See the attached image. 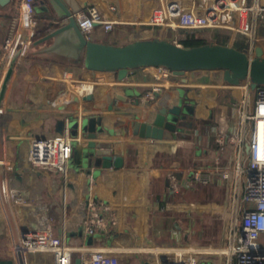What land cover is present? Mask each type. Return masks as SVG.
I'll list each match as a JSON object with an SVG mask.
<instances>
[{
  "label": "crops",
  "instance_id": "obj_1",
  "mask_svg": "<svg viewBox=\"0 0 264 264\" xmlns=\"http://www.w3.org/2000/svg\"><path fill=\"white\" fill-rule=\"evenodd\" d=\"M97 1L117 4L121 30L115 34L108 26L97 27L91 40L125 45L157 34L149 25L154 2ZM84 2L75 0V6L83 10ZM12 12V2L0 6V49ZM51 13L48 0H35L38 31L14 69L4 101L7 194L13 188L27 189L33 200L47 203L54 234L70 246L105 248L125 264H162L176 252L191 255L196 264H219V251L203 250L222 248L234 220L229 202L237 182L232 156L238 144L228 146L220 138L235 136L241 127L242 86L193 84L195 78L203 82L200 71L173 72L170 79H159L154 67L93 72L79 64L83 51L76 16L55 25ZM58 29L63 31L52 37ZM66 71L80 80L98 78L93 93L66 98ZM157 85L161 90L146 98ZM58 134L72 139L68 172L34 167L31 140ZM197 172L208 175L209 182L200 181ZM94 174L104 179L111 198L106 216L113 222L90 235V208L79 199L87 194ZM111 175L120 181L110 180ZM17 233L0 193V259L15 255L10 246ZM80 256L74 252L72 264ZM24 264L55 260L51 252H29Z\"/></svg>",
  "mask_w": 264,
  "mask_h": 264
},
{
  "label": "built area",
  "instance_id": "obj_2",
  "mask_svg": "<svg viewBox=\"0 0 264 264\" xmlns=\"http://www.w3.org/2000/svg\"><path fill=\"white\" fill-rule=\"evenodd\" d=\"M154 2L149 25L158 30L154 38L164 39L184 46L186 41L200 44H223L232 46L254 58L258 47L264 56V0H147ZM11 26L6 34L0 55V89L14 57L15 71L25 58L27 49L36 37L39 22L35 15V0H12ZM117 4L107 6L97 0L84 2V9L76 14L78 25L85 37L91 40L97 27L108 26L113 33L121 30L117 15ZM159 79H170L173 72L166 67H154ZM204 72L201 82L195 78L193 84L209 88L233 87L219 70ZM97 73V72H96ZM66 83V98H80L93 93L99 79H75L71 71L62 76ZM250 80L239 86L245 91L241 103V127L237 134L220 140L225 145L238 144L232 156L233 171L237 182L229 206L234 220L229 229L227 243L220 249L208 247L204 253L219 251L223 259L219 264H264V84L251 89ZM161 85L152 87L146 98H152L161 90ZM254 94V97L252 98ZM72 157V139L68 134L34 137L30 142L29 160L37 168L46 171L68 172ZM5 167L9 163L0 161ZM196 177L209 182L208 175L198 172ZM8 203L18 230L17 240L10 248L23 257L29 252H51L55 264H72L74 252L81 254L82 264H125L123 260L105 248L70 246L63 238L54 234L50 206L33 200L27 189L13 188L8 192ZM81 205L90 208L86 230L90 235L113 222L107 217L111 198L105 189L104 179L94 174ZM189 255L176 252L174 258L162 264H196Z\"/></svg>",
  "mask_w": 264,
  "mask_h": 264
},
{
  "label": "water",
  "instance_id": "obj_3",
  "mask_svg": "<svg viewBox=\"0 0 264 264\" xmlns=\"http://www.w3.org/2000/svg\"><path fill=\"white\" fill-rule=\"evenodd\" d=\"M12 0H0V6ZM51 5V17L56 19L55 25L61 21L74 20V15L81 10L75 6V0H48ZM58 29L51 34L59 35ZM50 36V37H51ZM78 38L82 46V58L79 64L93 72L126 71L141 67H166L175 72L219 70L224 79L232 85H240L250 80L251 89L255 90L264 84L263 48L258 47L256 56L249 57L246 52L223 44H200L182 46L164 39H135L125 45H112L85 39L79 29ZM1 55V49H0ZM14 58L5 75L0 89V161L4 160L3 108L5 97L14 73ZM110 180L119 182L118 176H109ZM0 193L5 211L15 228L14 219L8 203L5 184V165L0 163ZM0 264H24L23 255L18 252L11 259H0ZM76 264H82L81 258Z\"/></svg>",
  "mask_w": 264,
  "mask_h": 264
},
{
  "label": "trees",
  "instance_id": "obj_4",
  "mask_svg": "<svg viewBox=\"0 0 264 264\" xmlns=\"http://www.w3.org/2000/svg\"><path fill=\"white\" fill-rule=\"evenodd\" d=\"M184 45L195 46V45H200V42H198V41H186V42H184Z\"/></svg>",
  "mask_w": 264,
  "mask_h": 264
},
{
  "label": "rangeland",
  "instance_id": "obj_5",
  "mask_svg": "<svg viewBox=\"0 0 264 264\" xmlns=\"http://www.w3.org/2000/svg\"><path fill=\"white\" fill-rule=\"evenodd\" d=\"M186 72H191V71H186ZM74 76V75H73ZM75 77V76H74ZM76 79V78H75ZM254 97V94H253V96H252V98ZM243 100V99H242Z\"/></svg>",
  "mask_w": 264,
  "mask_h": 264
},
{
  "label": "bare ground",
  "instance_id": "obj_6",
  "mask_svg": "<svg viewBox=\"0 0 264 264\" xmlns=\"http://www.w3.org/2000/svg\"><path fill=\"white\" fill-rule=\"evenodd\" d=\"M263 134H264V129H263Z\"/></svg>",
  "mask_w": 264,
  "mask_h": 264
}]
</instances>
